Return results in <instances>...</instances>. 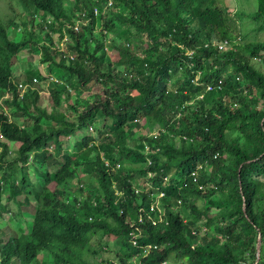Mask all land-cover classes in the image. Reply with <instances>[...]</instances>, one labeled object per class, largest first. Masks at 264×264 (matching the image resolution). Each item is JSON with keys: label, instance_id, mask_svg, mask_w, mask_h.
<instances>
[{"label": "trees", "instance_id": "1", "mask_svg": "<svg viewBox=\"0 0 264 264\" xmlns=\"http://www.w3.org/2000/svg\"><path fill=\"white\" fill-rule=\"evenodd\" d=\"M9 1L0 264H264V0Z\"/></svg>", "mask_w": 264, "mask_h": 264}, {"label": "rangeland", "instance_id": "2", "mask_svg": "<svg viewBox=\"0 0 264 264\" xmlns=\"http://www.w3.org/2000/svg\"><path fill=\"white\" fill-rule=\"evenodd\" d=\"M218 4H222L229 7V10L234 13L237 9L241 10V14L243 15V18L247 17V14L252 13L256 7H257V0H217ZM20 11L19 6L14 3L13 1L9 0H0V17H2L4 20L8 21L9 19L14 18L17 15V12ZM235 16V15H234ZM245 22L247 21L248 24H251L250 20L245 19ZM68 38V36H66ZM66 37L65 39L61 40L60 42L57 41L56 35H54V40L58 44V46L62 49L65 48L66 45ZM28 52L26 50L20 52V54L17 55L16 60L14 63L15 68V74H20V72L24 73L28 68L32 69L35 67H38V69L41 71L42 74L48 75L47 72V65L42 64L39 62L38 58L40 57L39 54H36L34 60L30 59V56L27 54ZM257 65H259L258 61H255ZM262 71L264 72V66L262 67ZM35 84L38 82H34ZM40 95L42 97V104L41 106H48L50 103V99L48 98L49 92L47 90L48 84L47 82H40ZM148 130V129H147ZM149 131V130H148ZM147 131V132H148ZM145 132V131H144ZM143 132V133H144ZM86 134H90V131H87ZM81 133H78L75 135L73 140H77ZM3 196L5 194L3 193ZM12 216V220H9V217ZM24 217H22L18 211L14 212H8V213H2L0 215V228L3 231H8L9 227H14L15 223L22 222ZM9 226V227H7ZM112 253L110 254V256Z\"/></svg>", "mask_w": 264, "mask_h": 264}, {"label": "built area", "instance_id": "3", "mask_svg": "<svg viewBox=\"0 0 264 264\" xmlns=\"http://www.w3.org/2000/svg\"><path fill=\"white\" fill-rule=\"evenodd\" d=\"M76 28V27H75ZM228 46V41L225 40L223 42H220L219 45H218V48L222 49L224 47H227ZM34 81H36V79L34 78L33 79ZM221 88V81H218L217 83L215 84H209L207 87H206V90L209 91V90H212V89H220ZM202 97V96H200ZM152 133V132H151ZM162 195V194H161Z\"/></svg>", "mask_w": 264, "mask_h": 264}, {"label": "water", "instance_id": "4", "mask_svg": "<svg viewBox=\"0 0 264 264\" xmlns=\"http://www.w3.org/2000/svg\"><path fill=\"white\" fill-rule=\"evenodd\" d=\"M243 208L245 209L244 205H243ZM261 244H262L261 234L258 230V235H257V240H256V259H255V262L253 264H257L258 261L260 260Z\"/></svg>", "mask_w": 264, "mask_h": 264}, {"label": "clouds", "instance_id": "5", "mask_svg": "<svg viewBox=\"0 0 264 264\" xmlns=\"http://www.w3.org/2000/svg\"><path fill=\"white\" fill-rule=\"evenodd\" d=\"M36 79V78H35ZM34 81V80H33ZM34 82H37V80L36 81H34Z\"/></svg>", "mask_w": 264, "mask_h": 264}]
</instances>
